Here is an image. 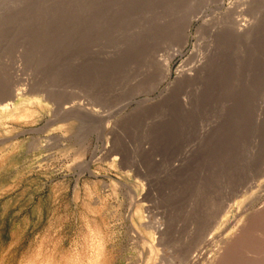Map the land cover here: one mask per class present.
I'll return each mask as SVG.
<instances>
[{
	"label": "bare ground",
	"instance_id": "6f19581e",
	"mask_svg": "<svg viewBox=\"0 0 264 264\" xmlns=\"http://www.w3.org/2000/svg\"><path fill=\"white\" fill-rule=\"evenodd\" d=\"M142 2L6 0L5 5L0 7V15L7 17L6 41L15 42V46L16 43H23L25 53L22 56L18 52L14 60L9 57L12 61L7 65L8 71L14 78L17 76L20 79L14 81L13 90L8 91L6 97L0 98V110L11 109L14 99L23 94L35 98L42 92L46 99L56 104L63 123L69 118L77 119L78 127L86 125L89 131L95 130L100 136L105 133L102 129L107 125L118 132L128 122L121 113L123 102L118 98L123 92L116 89L112 92L110 98L117 101L109 109L98 110L100 105L92 101H107L104 94L105 90L108 94L113 91L112 78L118 79L117 82L123 81V91L127 94L156 88L169 74L168 60L161 58L160 51L169 44L168 54L174 55L179 48L175 46L186 42L190 23L198 20L197 62L188 69L181 68L172 83L164 85L157 97L137 102L134 112L153 119L159 117L162 120L160 123H167V142L175 147L177 153L167 164H161L158 179L170 182L173 177H193L198 172V169L195 171L197 160L201 157L203 162L207 158L205 155L211 153L208 160L213 163L212 160H216L214 154L221 145L226 146L224 141L229 142L227 150L237 149L235 154L243 161L247 160L245 166L242 164L245 171L241 174L244 178L245 173L250 176V172L246 171L253 167L250 160H254L256 154L264 159V0H228L226 6L222 0H152L142 5L137 13L136 8ZM182 20L185 21L184 27L182 31L178 30V35L181 32L178 36L176 31ZM175 35L178 37L176 40ZM29 68L34 71L31 79L27 76ZM43 69L46 70L41 71ZM70 93L74 97L77 93L79 96L71 98ZM142 146L143 152L147 146ZM147 161L150 160H126L125 166L137 176L139 171L146 170L140 163L147 164ZM200 169L199 175L203 173ZM222 169L219 170L225 175ZM147 179L151 184L158 180L151 175ZM198 187V183L195 184V189ZM128 189L130 207H135V214L141 212L143 206L138 204L141 201L135 198L132 187ZM156 195L152 200L154 209L151 205L143 208L151 212L153 219L141 225L152 232L155 243L150 242L137 227L134 228L133 223L131 226L141 255L146 254V260L141 264H163L158 261L156 246L174 245L165 233L179 231L178 238L182 244L188 239L184 228L180 231L183 215L178 211L181 209L178 200L173 201V207H168L163 197L161 199ZM203 199V196L197 195L190 197L191 203L196 204ZM226 203L221 207L222 213L226 211L224 214L229 210L225 208ZM214 205L212 202L208 206L210 212ZM259 205L256 210H250L251 215L245 216L246 220L239 215L244 221L240 220L242 223L235 225V229L229 225L227 229L232 231L229 229L228 235H223L225 231L215 233L224 214L220 219L215 218L218 222L210 219V224L196 240L187 243L186 251L179 249V264H264V200ZM218 210L217 213L220 212ZM132 213L130 209L127 215L129 221L134 218ZM161 220H165L164 225ZM224 220L221 222L223 225ZM214 240L218 244H215V252L210 253L206 248ZM179 245L182 246L181 243Z\"/></svg>",
	"mask_w": 264,
	"mask_h": 264
},
{
	"label": "rangeland",
	"instance_id": "374dc122",
	"mask_svg": "<svg viewBox=\"0 0 264 264\" xmlns=\"http://www.w3.org/2000/svg\"><path fill=\"white\" fill-rule=\"evenodd\" d=\"M149 1L152 2L143 0L138 9L136 8L137 13L143 8L142 5ZM5 3L6 0H0V7ZM222 3L226 6L229 2L222 0ZM6 18L4 14L0 15V98L6 97L8 91L13 90L14 81L20 79L10 74L7 65L14 60L15 54L20 52L23 56L25 53L23 43H16L15 46V42L6 41ZM183 22L185 21H180L181 25L176 35L178 30H183ZM198 24V20L190 23L186 42L182 46H175L179 48L174 55L168 54L169 44L160 51L161 58L168 60L169 74L156 88L127 94L123 91V86L125 88L123 81L117 82L118 79L112 78L113 91L108 94L105 90L104 94V97L108 98L107 101L105 103L92 101L100 105L98 110L109 109L117 101L110 98L113 96L112 92L114 93L115 89L123 92L118 98L123 102L124 108L121 113L127 117L128 122H125L118 132L111 130L112 126L105 125L106 127L102 129L105 133L100 136L95 130L89 131L86 125L78 127L77 119L75 121L69 118L63 123L56 104L51 99H46L42 92L39 96L32 97L33 99L23 94L14 99L11 109L8 108L9 110L5 112L0 110V264H141L146 260V254L141 255L140 245L132 234L131 226L133 223L134 228L137 227L150 242L155 243L152 232L141 225L153 219L151 212L143 208L151 205L154 209L152 200L156 193L159 198L163 197L168 207L173 205L174 200H178V207H181L178 210L183 215L180 231L184 228L188 239L182 244L178 238L179 231L171 230L165 235L170 236L174 245L156 246L158 261L163 264H179V249L186 251L187 243L196 240L200 232L208 227L210 219H220L219 217L226 212L224 210L222 213L221 207L229 199L226 204L231 207L228 208V205L225 207L226 210L229 209L228 213L219 220L223 222L226 218L224 220L226 222L223 225L215 219L218 222L216 229L213 227L218 231L215 233L228 231L223 233L228 235L236 228L235 225L240 226L245 216L249 217L251 209L256 210L255 208L260 206L264 200V159L261 158L263 156L259 157L256 154L257 157L250 160L253 167L246 171L251 175L247 176L245 173L244 178L241 172L245 171V167L242 164L244 165L247 160L243 161L242 157L235 154L237 149L227 150L229 142L222 139L227 143L226 146L221 145L216 154L213 153L216 160H212L213 163L208 160L210 159L208 157L212 156L210 153L205 155L207 158L203 164L200 157L195 164V171L198 169V172L193 177H173L170 182L167 179L160 180L157 176L160 175L159 168L163 166L161 164H167L177 153L175 147L167 142L169 137L166 134L167 123L163 121L161 123H164V126H160L159 121L162 120L159 117L153 119L134 112L137 102L157 97L164 85L172 83L181 68L188 69L197 62ZM9 57H12V60ZM29 69L27 76L31 79L34 71ZM44 70L46 69L41 71ZM70 95L69 97H74L71 93ZM78 96L77 93L75 97ZM160 136L163 138H158ZM35 137L37 138L34 142L32 139ZM142 144L147 146L143 152ZM223 155L226 159L221 157ZM126 160L150 161H147L149 162L147 164L140 163L146 170L141 171L143 174L139 171L136 176L125 166ZM224 164L230 171L225 169ZM200 168L203 169L201 175ZM218 168L224 170L225 175H222L223 172ZM146 174L158 180L151 184ZM143 175H146L145 180ZM197 183L199 187L195 189ZM130 187L134 189L138 202L141 201L138 204L143 206L142 213L135 214V207H130L131 197L128 192ZM196 195L203 196L205 198L203 202L191 203L190 197ZM233 199L235 202L231 201ZM212 202L215 208L210 212L208 206ZM130 209L134 215L132 221L127 217ZM216 210L221 213H217ZM239 215L244 219H240ZM164 222L165 220H161L160 223ZM219 224L223 225V229ZM229 225L234 227L229 228L230 231L227 229ZM217 242L215 240L211 242L208 245L209 249L206 250L210 253L215 252Z\"/></svg>",
	"mask_w": 264,
	"mask_h": 264
}]
</instances>
